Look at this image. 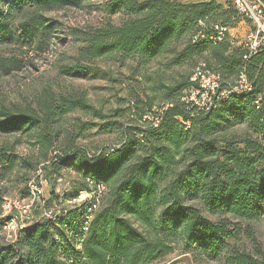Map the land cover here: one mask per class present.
I'll list each match as a JSON object with an SVG mask.
<instances>
[{
	"label": "trees",
	"instance_id": "1",
	"mask_svg": "<svg viewBox=\"0 0 264 264\" xmlns=\"http://www.w3.org/2000/svg\"><path fill=\"white\" fill-rule=\"evenodd\" d=\"M0 1L6 4L4 11L0 8V41L10 38L6 25L14 12L23 15L32 7H80L83 3ZM105 9L109 14L120 13V21L85 36L83 58H132L137 67L160 56L166 57V67L205 63L224 83H233L244 73L252 89L236 93L208 111H195L182 100L193 84V70L160 83L161 118L156 126L145 120L146 113L155 112L151 101L142 107L132 102L128 112L136 110L139 123L123 127L121 140L112 150L104 147L90 153L74 144L78 137L74 135L67 149H58L42 167L51 183L61 164L81 171L82 183L73 189L70 200L95 191L99 184L104 186L87 230L82 233L81 228L94 197L72 209H60L54 218L30 223L14 242L0 241V264H151L175 252L194 250L204 259L222 258L226 264H264L259 247L251 250L237 241L239 222L250 223L264 215V101L255 103L258 96H264V44L245 61V48L228 32L217 42L207 39L215 33L214 25L230 29L238 21L235 17L240 14L232 2L224 7L213 0H109ZM46 22L43 14L34 11L19 22L17 38H31L38 28L55 23L54 19ZM200 32L205 37L194 42L192 37ZM88 66L62 65L60 72L84 77L90 71ZM75 109L103 115L83 96L47 92L23 109L1 106L0 132L27 133L46 158L60 120ZM236 127L242 130L234 133ZM231 132L234 134L229 135ZM0 150V164L7 169L17 159L26 171L36 167L7 148ZM2 176L0 228L10 218L2 215L7 195ZM49 193L42 197L44 208L66 201L53 190ZM78 236L83 237L80 249L74 246Z\"/></svg>",
	"mask_w": 264,
	"mask_h": 264
},
{
	"label": "rangeland",
	"instance_id": "2",
	"mask_svg": "<svg viewBox=\"0 0 264 264\" xmlns=\"http://www.w3.org/2000/svg\"><path fill=\"white\" fill-rule=\"evenodd\" d=\"M109 0H83L80 7L53 6L52 8L35 7L27 10L23 15L17 12L8 19L6 28L10 30V38L0 41V107L26 108L34 105L41 95L53 92L54 95L62 94L66 97L83 96L92 104L95 110L103 115L95 116L93 110L84 112L82 109L71 110L60 120L59 130L56 132L54 145L47 149L46 158L32 137L27 133L0 132V149L7 148L17 154L19 159H29L36 167L26 171L19 166L18 159L13 166L7 169L0 164L2 174L1 185L5 187L6 197L19 198L20 204L28 200L30 196L29 183L40 165L47 163L58 149H67L71 138L76 146H83L90 153H96L101 148L118 145L122 137L123 127L139 123L135 112L128 109L132 102H137L139 107L145 106L151 101L152 110L159 109L162 105L161 90L158 87L161 82L167 83L173 77L192 73L194 65L181 64L174 67L164 66L166 57L160 56L150 60L143 67H137V61L129 58L119 61L116 57L101 55L97 58H83L81 53L86 41L85 36L105 24H117L122 16L120 13L109 14L106 4ZM182 2H197L202 0H180ZM211 1V0H205ZM216 5L224 7L232 0H213ZM0 1V8L5 10L6 4ZM43 14L48 22L54 19L53 26L46 29L38 28L31 38L18 39L16 30L19 22L28 18L31 13ZM230 28L232 36L244 41L248 28L252 23L244 19L242 15ZM242 18V19H241ZM16 27V28H15ZM230 36V34H229ZM80 56V58H79ZM18 60H22L19 65ZM84 63L89 65L90 71L84 77L66 75L60 72L62 65ZM138 69L137 74L135 73ZM242 128L236 127L234 133H239ZM36 130L33 129L32 133ZM233 132L229 135L234 134ZM1 151V150H0ZM9 152V151H8ZM7 153V152H6ZM73 167V166H72ZM10 170V171H9ZM27 173V183H24L23 175ZM57 178L52 183L48 180L43 184V193L61 195L62 200L55 202L54 210L72 209L76 204L87 199L90 194L80 193L76 200H70L69 195L82 180L79 173L64 164L58 167ZM44 174V171H43ZM54 186V189H53ZM12 215L18 218L19 223L32 221V216L38 218L43 208L36 204L32 207L31 216L28 218L20 208L13 207ZM11 214V213H10ZM235 223L237 221H234ZM238 244H245L253 250L259 247L264 253V215L259 220L245 223L239 222ZM246 231L248 233H246ZM6 232L0 228V241H5ZM254 239V240H253ZM151 264H226L222 258L204 259L198 252H175L164 260Z\"/></svg>",
	"mask_w": 264,
	"mask_h": 264
},
{
	"label": "built area",
	"instance_id": "3",
	"mask_svg": "<svg viewBox=\"0 0 264 264\" xmlns=\"http://www.w3.org/2000/svg\"><path fill=\"white\" fill-rule=\"evenodd\" d=\"M234 9L242 15V17L252 23V27L248 28L245 35V40L242 42V46L245 48V54L243 60H248V57L259 50L264 44V0H232ZM203 27L204 24L200 22ZM214 34L207 35V39L213 42L221 40L225 32L229 33V28L222 26L220 24L214 25ZM204 32L192 37L194 42L203 40ZM193 73L190 77V81L193 83L188 90H186L182 96V100H185L188 105L195 111L205 112L220 104V102L227 100L230 96L236 93H246L252 89V85L247 81L244 73H241L239 77L234 80L233 83H224L218 73L206 67L205 63H199L194 67ZM260 101H264V96H258L256 104ZM161 108L156 109L154 113H146L145 120L147 119L152 126H156L161 118ZM113 147H110L112 150ZM47 182V179L43 174L42 165L36 170L35 175L31 178L29 183L30 196L26 202L20 204L22 201L19 198H4L2 204V215H10V218L4 221L2 228L6 232V241L14 242L18 232L24 228H27L30 223L34 221H40L44 218H54L60 210L48 209L43 207L42 197L43 184ZM97 189L92 192H88L90 196L80 203L91 202L94 197V201L88 206L87 212L84 215L82 233L85 232L89 225V220L92 217V211L95 210L98 203V197L101 195L104 186L97 185ZM87 193V192H86ZM87 193V194H88ZM77 198H74L76 200ZM39 204L43 208L42 214L38 218L31 217L33 220L26 223H19L15 220V215H12L14 208L22 209L23 213L29 218L32 213V207ZM11 213V214H10ZM66 226V225H65ZM69 233L72 230H68L67 226L65 228ZM83 237L78 236L74 246L76 249H80L81 241Z\"/></svg>",
	"mask_w": 264,
	"mask_h": 264
},
{
	"label": "crops",
	"instance_id": "4",
	"mask_svg": "<svg viewBox=\"0 0 264 264\" xmlns=\"http://www.w3.org/2000/svg\"><path fill=\"white\" fill-rule=\"evenodd\" d=\"M229 34H230V38H231L232 40L237 41L239 44H242L243 41L237 39L236 36H232V34L230 33V30H229Z\"/></svg>",
	"mask_w": 264,
	"mask_h": 264
}]
</instances>
